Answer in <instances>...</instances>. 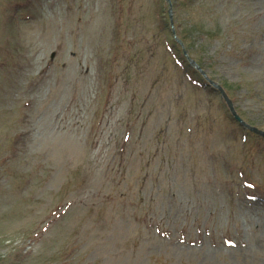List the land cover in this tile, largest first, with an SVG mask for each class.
<instances>
[{
    "label": "rangeland",
    "instance_id": "1",
    "mask_svg": "<svg viewBox=\"0 0 264 264\" xmlns=\"http://www.w3.org/2000/svg\"><path fill=\"white\" fill-rule=\"evenodd\" d=\"M252 3L0 0V264H264Z\"/></svg>",
    "mask_w": 264,
    "mask_h": 264
},
{
    "label": "water",
    "instance_id": "2",
    "mask_svg": "<svg viewBox=\"0 0 264 264\" xmlns=\"http://www.w3.org/2000/svg\"><path fill=\"white\" fill-rule=\"evenodd\" d=\"M216 89L219 91V93L222 95V97L224 98V100L228 103V106L230 108V111L231 113L233 114V117L234 119L243 127V128H248L249 130L257 133V134H260L262 137H264V132L263 131H259L257 130L256 128L254 127H250L248 125H246L234 112L232 106H231V103L230 101H228L226 95L223 93V91L221 90V88H219L218 86H216Z\"/></svg>",
    "mask_w": 264,
    "mask_h": 264
},
{
    "label": "bare ground",
    "instance_id": "3",
    "mask_svg": "<svg viewBox=\"0 0 264 264\" xmlns=\"http://www.w3.org/2000/svg\"><path fill=\"white\" fill-rule=\"evenodd\" d=\"M257 1H260V0H257ZM247 5H249V4H247ZM251 5H252V7L249 6V10L252 9L254 15L257 14V15H259V17H261V19H263L264 18V15L262 14V11H261L263 9V7H259L258 5H254L253 3ZM232 18H235V17H232ZM245 21L248 24H250V25L252 24L251 21L250 22L248 20H245ZM253 26H256L257 28L263 29L264 28V21L262 20L260 22H256V20H254L253 21Z\"/></svg>",
    "mask_w": 264,
    "mask_h": 264
}]
</instances>
